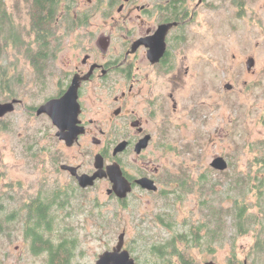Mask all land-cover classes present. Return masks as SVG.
<instances>
[{"label": "rangeland", "instance_id": "374dc122", "mask_svg": "<svg viewBox=\"0 0 264 264\" xmlns=\"http://www.w3.org/2000/svg\"><path fill=\"white\" fill-rule=\"evenodd\" d=\"M204 3L200 7L203 16L194 25L196 41L192 56L196 60V75L189 79L185 91L180 90L181 107L172 115L173 127L164 138L167 148L161 150L158 160L169 171L184 174L173 176H178L181 186L179 193H175L178 198L174 201L176 195H171L169 199L153 197L149 201L133 197L124 208L110 202L106 187L101 186L93 194L99 199L98 208L87 205L67 226L55 228L56 241L65 232L75 240L72 264H96L104 251L117 245L124 231L125 247L137 264H153L152 260H158L150 254L154 244L177 240L179 234L189 233L204 222L203 211L208 210L203 201L210 205L215 199L224 208L232 206L229 174L236 171L254 174L250 162L254 156L250 147L243 146L264 138V0H205ZM5 7L26 43L21 47L11 44L0 59V100L10 101L15 95L24 98L25 107L39 105L44 93L40 94L38 82L23 65L20 69H25V76L19 81L12 67L17 57L21 63L27 60L26 45L35 39L31 31L32 1L6 0ZM198 31L202 32V45L197 42ZM251 57L255 64L248 70L247 61ZM5 71L11 76L9 88L2 84ZM228 83L232 88L225 87ZM49 91L51 88L46 93ZM55 132L47 119L31 115L23 106H17L0 119V196L5 201L11 195L17 196L18 190L31 195L38 193L43 179L41 159L58 147ZM217 156L236 164L228 167L225 174L216 171L211 163ZM204 173L206 181L201 178ZM246 198L252 204L251 213H259L256 204L253 205V193ZM10 207V210L16 208ZM161 214L165 215V221L159 219ZM26 217L21 213V221L10 220L0 228V264L46 263L48 252L26 236ZM226 217L230 223L231 216ZM234 230L230 227L228 235L213 245V250L204 245L194 248L190 255L193 264L211 260L217 264H245L246 260L248 264H264V246L256 245L259 233L251 229L245 234H234ZM259 235L264 238V231ZM177 244L178 249H185L181 239ZM175 262L180 263L178 258Z\"/></svg>", "mask_w": 264, "mask_h": 264}, {"label": "flooded vegetation", "instance_id": "af4514ba", "mask_svg": "<svg viewBox=\"0 0 264 264\" xmlns=\"http://www.w3.org/2000/svg\"><path fill=\"white\" fill-rule=\"evenodd\" d=\"M81 1L58 2L48 42L38 41L32 26L35 39L26 45L27 60L21 63L17 57L12 66L19 81L27 69L38 82L40 94L44 93L42 103L27 107L24 98L14 96L20 100L15 110L23 106L31 115L47 119L56 130L58 147L41 159L43 179L37 194L18 190L7 201L0 196L2 223L21 221L25 213L29 226L37 221L28 219L34 210L42 214L39 218L44 224L67 226L85 206L98 208L99 199L93 194L101 186L106 187L110 202L124 208L133 197L163 200L181 189L178 176H173L184 174L169 171L158 160L167 148L164 138L173 127L172 115L181 107L180 90L185 91L196 75L194 25L203 14L200 7L205 0ZM198 33L197 42L202 45V32ZM74 80L79 83V111L73 124L77 135L68 144L57 135L59 128L52 118L37 111L49 100L65 96ZM144 139L147 143L139 149ZM99 167L105 175L84 186L81 177L86 181ZM111 167H119L131 186L124 198L111 191ZM143 178L152 180L158 189L143 187L138 183ZM11 205L16 208L10 210Z\"/></svg>", "mask_w": 264, "mask_h": 264}, {"label": "trees", "instance_id": "16d2710c", "mask_svg": "<svg viewBox=\"0 0 264 264\" xmlns=\"http://www.w3.org/2000/svg\"><path fill=\"white\" fill-rule=\"evenodd\" d=\"M33 4L32 14V26L35 29V35L38 41H45L49 36L50 22H54V17L57 12V5L60 0H31ZM6 0H0V59L5 57V52L11 47L25 44L23 36L18 32L11 16L5 7ZM50 13V14H49ZM51 16V18H50ZM32 42V41H31ZM29 42V43H31ZM45 42H48L47 40ZM21 49V48H20ZM28 52V48H25ZM29 53V52H28ZM11 76L8 71H5L2 77V84L9 88ZM15 95H12L14 97ZM11 97V95H9ZM12 100V99H11ZM264 124V114L262 117ZM243 147H250L254 158L250 161L251 166L254 169V174L237 172V168H233L236 172L229 174L230 186L228 192L233 200L232 206L224 208L222 204L217 203L215 199L211 200L210 205L204 203L203 206L208 210L204 212V222L194 226V229L189 233L179 234L178 239L185 243V249H178L177 240L172 239L167 244L155 245L150 249V254L153 258L158 260H152L153 264H193L192 250L196 247L204 245L208 246L209 250H213V245L219 242L222 238L228 235V229L230 227L235 228L234 234H245L251 229H255L256 232L263 233L264 231V138L254 143H245ZM248 149V148H247ZM246 149V150H247ZM256 151V153H255ZM235 161L229 163V167L234 166ZM255 167L257 168L255 170ZM214 169V168H213ZM252 170V169H251ZM227 173L226 170L220 171ZM230 172V171H229ZM188 176V175H187ZM203 181L207 180V176L201 177ZM186 182L183 184V188ZM213 193L217 192L216 185H212ZM255 196L254 206L259 208V213H251L252 204L248 201L246 196L250 193ZM221 195H219L220 197ZM221 202V200H220ZM43 213V212H41ZM263 213V215H261ZM44 214V213H43ZM31 215V216H30ZM28 215V219H37L34 223H29L26 228V236L31 239L35 245H41L48 252V257L45 260V264H72L74 257L75 240L68 237V233H62L56 241L54 226L44 224L41 222L39 214L36 211H31ZM227 215L231 216V222H228ZM30 216V217H29ZM1 222V221H0ZM2 223V222H1ZM4 223V222H3ZM0 224V228L4 224ZM167 226H172V223H167ZM6 229V228H5ZM202 231L204 233H202ZM192 234V237H190ZM258 234L256 245L257 248H263L264 238ZM175 258H178L180 263L175 262Z\"/></svg>", "mask_w": 264, "mask_h": 264}, {"label": "water", "instance_id": "95a60500", "mask_svg": "<svg viewBox=\"0 0 264 264\" xmlns=\"http://www.w3.org/2000/svg\"><path fill=\"white\" fill-rule=\"evenodd\" d=\"M254 64L255 59L252 57L249 58L247 61L248 70H251ZM78 87L79 83L74 80L71 88L68 90L65 96L58 99L49 100L45 104L41 105L37 111L38 114L46 113L52 118L53 123L59 128L57 135L61 139H65L68 144H72L74 140L73 135H77L73 124H75V120H77L79 111V106L77 104ZM226 88L230 89L232 88V85L228 83L226 84ZM18 102H20V100L16 98L6 102L0 100V118H3L7 114L15 111L16 104ZM67 129H69L68 132L66 131ZM146 140L147 139L141 141V143L138 145L139 149L146 145ZM211 166L216 170L224 171L228 169L229 162L224 156H217L213 159ZM101 170V167H99V170L96 172V174L92 177H88V179L84 182L83 180L85 177H81L82 184L84 186L92 184L95 178L104 176L105 174ZM109 175L114 182V186L111 191H114L120 198L126 197L129 191H131V186L123 177L122 171L119 169V167L109 168ZM138 183L151 190L158 189V186H156L155 183L148 178L140 179L138 180ZM125 235V231L122 232L119 235L117 245L111 250L104 251L97 259L96 264H137V261L132 256L131 252L125 248ZM201 264L217 263L211 260Z\"/></svg>", "mask_w": 264, "mask_h": 264}]
</instances>
